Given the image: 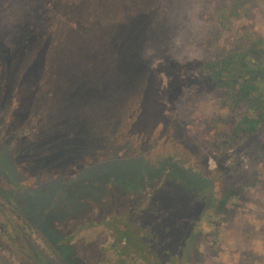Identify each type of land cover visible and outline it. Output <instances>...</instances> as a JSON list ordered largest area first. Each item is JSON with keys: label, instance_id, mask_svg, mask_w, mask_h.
<instances>
[{"label": "rangeland", "instance_id": "1", "mask_svg": "<svg viewBox=\"0 0 264 264\" xmlns=\"http://www.w3.org/2000/svg\"><path fill=\"white\" fill-rule=\"evenodd\" d=\"M45 2L51 16L33 21L32 0H0V224L9 242H0V264H108L102 249L115 224L164 180L200 187L181 264H264V125L215 159L183 134L115 140L120 123L98 118L131 62L120 53L115 64L99 43L125 44L153 67L165 57L213 59L214 15L230 0ZM252 3L243 25L264 38V0ZM216 100L180 106L188 135L212 126Z\"/></svg>", "mask_w": 264, "mask_h": 264}, {"label": "trees", "instance_id": "2", "mask_svg": "<svg viewBox=\"0 0 264 264\" xmlns=\"http://www.w3.org/2000/svg\"><path fill=\"white\" fill-rule=\"evenodd\" d=\"M61 1L78 5L85 0ZM253 1L230 0L215 13L221 35L215 46L218 55L213 59L165 57L153 67L124 49L125 44L121 52L115 48L118 44L99 43L111 50L107 56L112 55L114 63L119 61L120 53L131 61L124 68L129 72L125 79L103 94L109 102L99 101L98 118L105 123H120L114 139L134 140L137 144L152 139L167 142L183 134L208 158L220 159L255 135L264 125V38L243 25L244 18L254 12ZM48 8L45 0H32L31 19L49 18ZM136 20L144 22L145 17L140 14ZM39 27L38 24L32 30ZM135 37L137 48L141 37ZM121 83L123 89L119 88ZM212 96L217 98L219 110L211 118L212 126L197 135H188L180 106ZM199 188L195 183L164 180L160 187L148 191L145 205L132 207L133 213L124 215V223L115 224L112 241L103 247L102 258L108 264H181L184 242L200 221L193 215ZM222 202L217 199L216 213Z\"/></svg>", "mask_w": 264, "mask_h": 264}, {"label": "flooded vegetation", "instance_id": "3", "mask_svg": "<svg viewBox=\"0 0 264 264\" xmlns=\"http://www.w3.org/2000/svg\"><path fill=\"white\" fill-rule=\"evenodd\" d=\"M0 233H1V235H0V242L1 243H9L6 239V227H5V225L4 224H0Z\"/></svg>", "mask_w": 264, "mask_h": 264}]
</instances>
